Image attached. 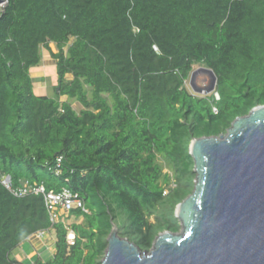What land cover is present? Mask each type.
<instances>
[{
  "label": "trees",
  "instance_id": "1",
  "mask_svg": "<svg viewBox=\"0 0 264 264\" xmlns=\"http://www.w3.org/2000/svg\"><path fill=\"white\" fill-rule=\"evenodd\" d=\"M43 50L55 61L54 96L35 93L31 69ZM197 67L214 71V92L192 91ZM258 105L264 0H8L0 13V264H24L14 252L40 231L54 237V254L33 264H102L114 226L149 250L159 233L179 230L176 207L195 186L192 140L224 134ZM5 176L13 188L69 189L88 212L53 223L42 194L17 197ZM72 217L82 221L66 223Z\"/></svg>",
  "mask_w": 264,
  "mask_h": 264
},
{
  "label": "water",
  "instance_id": "2",
  "mask_svg": "<svg viewBox=\"0 0 264 264\" xmlns=\"http://www.w3.org/2000/svg\"><path fill=\"white\" fill-rule=\"evenodd\" d=\"M200 73L210 76L208 87L195 82ZM216 84L212 69L192 72L194 93L210 94ZM189 150L195 187L175 210L183 232L159 233L142 251L114 226L102 264H264V105L225 134L194 138Z\"/></svg>",
  "mask_w": 264,
  "mask_h": 264
},
{
  "label": "rangeland",
  "instance_id": "3",
  "mask_svg": "<svg viewBox=\"0 0 264 264\" xmlns=\"http://www.w3.org/2000/svg\"><path fill=\"white\" fill-rule=\"evenodd\" d=\"M51 47L54 51H57L55 44H51ZM43 54L44 55H43V59H42L41 64L39 66L33 67L31 69V75L33 76V78L35 80V83H34L35 84V93L36 94H46L48 96H54L55 91H56L55 87L58 84L56 66L55 65H47L49 62H52V61H49L51 57L46 50H43ZM51 60H52V58H51ZM197 68H199V67H197ZM195 82L202 87H208L210 85L211 78L209 77L208 74H205V75L198 74ZM86 89L88 91L89 96H91L92 95L91 87L86 86ZM108 99L111 103V98L109 97ZM64 100L71 101L74 109L77 112H79L83 109L82 105L80 103H78L76 100L69 99L68 97L65 98ZM165 171H167V169ZM67 215L68 214H66L64 216H67ZM123 218H124L123 216H120V218L117 219L118 224L121 226V228H123V226L125 225V220ZM62 219H64V218H62ZM65 221H66V223L81 222L82 219H76V218L72 217L70 219L65 218ZM172 232L178 233V234H181L183 232V224L181 221H180L179 230L172 231ZM40 240H42L43 243L38 245L39 249L35 250L36 252L31 254V256H30L31 259H27L26 255L25 256L19 255L18 249H17V251L14 252V255L17 258H19V260H21L24 264H33L34 259L38 256H40L44 260L51 259L53 257V253H54L53 237L51 235H46V236L41 237ZM27 246H30V244L25 245L26 249H27ZM36 247H37V245H36Z\"/></svg>",
  "mask_w": 264,
  "mask_h": 264
},
{
  "label": "built area",
  "instance_id": "4",
  "mask_svg": "<svg viewBox=\"0 0 264 264\" xmlns=\"http://www.w3.org/2000/svg\"><path fill=\"white\" fill-rule=\"evenodd\" d=\"M8 0H4L0 3V13H3ZM216 98L219 99L218 94H215ZM217 112V109L214 108ZM60 161L58 159V168L56 173H60ZM3 184L17 197H24L29 194H42L44 196L46 207L50 213L51 221L54 223L59 220L62 215L68 214L71 210L81 209L84 212H88L85 207L84 200L80 197L78 193L72 192L69 189H63L61 192H47L45 187L42 185H32L25 182L23 186L19 188H13L11 186V180L8 177H4L2 180ZM40 234H44L43 232ZM73 239V236L71 237ZM71 243H73L71 241Z\"/></svg>",
  "mask_w": 264,
  "mask_h": 264
},
{
  "label": "crops",
  "instance_id": "5",
  "mask_svg": "<svg viewBox=\"0 0 264 264\" xmlns=\"http://www.w3.org/2000/svg\"><path fill=\"white\" fill-rule=\"evenodd\" d=\"M49 61H52V62H49L47 65H55V61L53 59L51 60V58H50ZM53 240H54V237H53ZM41 243H43V242H42V240H40V238H38L37 236H32L26 242H24V243H22L20 245V247L18 248V251H19L18 254L19 255H22V256H25L26 255L27 256V259H31V257H30L31 254L34 253V252H36L35 250H38L39 249L38 248V245H40ZM29 244H30V246H27V249H26L25 248V245H29ZM36 245H37V247H36ZM17 259L19 260V258H17ZM19 261L22 262L21 260H19Z\"/></svg>",
  "mask_w": 264,
  "mask_h": 264
},
{
  "label": "clouds",
  "instance_id": "6",
  "mask_svg": "<svg viewBox=\"0 0 264 264\" xmlns=\"http://www.w3.org/2000/svg\"><path fill=\"white\" fill-rule=\"evenodd\" d=\"M2 1H4V0H2ZM1 1V2H2ZM0 2V3H1ZM210 77V76H209ZM191 87V86H190ZM192 89V88H191ZM6 177H8V178H10V176H6ZM64 216V215H63ZM44 233V234H40V233ZM46 235H51L52 236V234H50L48 231H40V232H38V233H36L35 235H33V236H37L38 238H41V237H43V236H46ZM73 236V239H71V237ZM74 234L71 232L70 234H69V241H70V243H71V241L73 242V240H74ZM53 243H54V241H53ZM74 243V242H73ZM73 243H71V244H73Z\"/></svg>",
  "mask_w": 264,
  "mask_h": 264
},
{
  "label": "bare ground",
  "instance_id": "7",
  "mask_svg": "<svg viewBox=\"0 0 264 264\" xmlns=\"http://www.w3.org/2000/svg\"><path fill=\"white\" fill-rule=\"evenodd\" d=\"M200 74H203V75H205L206 73H200Z\"/></svg>",
  "mask_w": 264,
  "mask_h": 264
}]
</instances>
